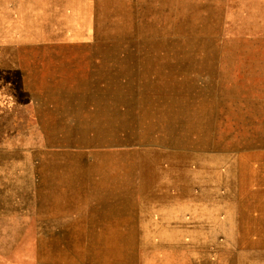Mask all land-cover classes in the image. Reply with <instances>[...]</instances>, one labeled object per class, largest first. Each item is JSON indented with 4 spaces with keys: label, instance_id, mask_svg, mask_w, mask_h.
<instances>
[{
    "label": "rangeland",
    "instance_id": "1",
    "mask_svg": "<svg viewBox=\"0 0 264 264\" xmlns=\"http://www.w3.org/2000/svg\"><path fill=\"white\" fill-rule=\"evenodd\" d=\"M24 1L0 0V264H264V0Z\"/></svg>",
    "mask_w": 264,
    "mask_h": 264
},
{
    "label": "crops",
    "instance_id": "2",
    "mask_svg": "<svg viewBox=\"0 0 264 264\" xmlns=\"http://www.w3.org/2000/svg\"><path fill=\"white\" fill-rule=\"evenodd\" d=\"M14 1H16V0H14ZM18 2H21L23 5L24 4H27V5H34V4H32L31 2H26V1H20V0H18ZM44 3H46V4H49V1H47V0H38V1H35V6L37 5V6H42V5H44ZM42 4V5H41ZM75 8V7H74ZM39 11H42V9H40V10H38V11H35V12H39ZM32 13H34V12H32ZM59 200V202L58 203H56V204H53V203H50L49 204V208H46L45 209V211L44 212H47L48 214H54V213H57V212H59V214H62V213H70V210H69V206H66V208H65V206L64 205H67V204H63L62 202H61V200L63 199V197L62 198H58ZM100 204H102L101 202H99V203H93V204H90L89 205V207H88V212H108V213H114V209L111 207V208H108V209H104L103 207H99L98 205H100ZM116 212H117V210H116ZM49 217V216H48ZM53 217V216H52ZM49 219L50 220H53L54 218H51V216L49 217ZM55 219L57 220H59V219H61V220H69L70 219V217H68L67 215H66V217H63V216H58V217H55Z\"/></svg>",
    "mask_w": 264,
    "mask_h": 264
},
{
    "label": "bare ground",
    "instance_id": "3",
    "mask_svg": "<svg viewBox=\"0 0 264 264\" xmlns=\"http://www.w3.org/2000/svg\"><path fill=\"white\" fill-rule=\"evenodd\" d=\"M253 224V223H252Z\"/></svg>",
    "mask_w": 264,
    "mask_h": 264
}]
</instances>
